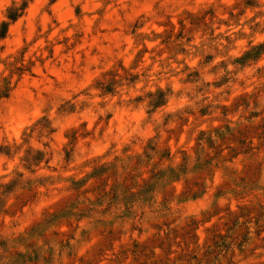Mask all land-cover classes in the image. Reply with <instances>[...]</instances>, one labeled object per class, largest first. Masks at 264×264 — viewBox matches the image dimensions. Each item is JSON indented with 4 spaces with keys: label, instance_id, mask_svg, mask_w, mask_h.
I'll return each instance as SVG.
<instances>
[{
    "label": "rangeland",
    "instance_id": "1",
    "mask_svg": "<svg viewBox=\"0 0 264 264\" xmlns=\"http://www.w3.org/2000/svg\"><path fill=\"white\" fill-rule=\"evenodd\" d=\"M127 2L0 0V33L8 24L0 62L15 64L0 75V106L13 96L64 101L42 117L51 123V139H33L22 150L12 140L19 143L31 125L18 123L15 131L0 122V235L17 244L13 264H70L73 242L80 245L76 264H260L261 0H219L221 8L212 6L218 0H190L198 15L168 21L185 45L177 56L181 75L171 86L161 80L144 92L136 62L150 64L172 35L160 39L165 25L142 19L150 0H135L138 14L127 17V26L119 23ZM201 3L208 6L201 9ZM200 22H211L224 54L182 58L200 39L193 33L185 40V29ZM153 33L156 38H149ZM137 34L145 37L143 47ZM128 68L132 72L119 81L120 70ZM201 82L196 91L204 103L188 111L178 137L143 123L184 102L173 90ZM117 92L133 103L117 104ZM85 101L117 107L93 119L91 109L82 107Z\"/></svg>",
    "mask_w": 264,
    "mask_h": 264
},
{
    "label": "clouds",
    "instance_id": "2",
    "mask_svg": "<svg viewBox=\"0 0 264 264\" xmlns=\"http://www.w3.org/2000/svg\"><path fill=\"white\" fill-rule=\"evenodd\" d=\"M236 2H239V0H236ZM209 3H211V0H209ZM207 6L208 4H199V8L201 9ZM212 6L221 8L223 7V4L218 0V2ZM117 7L119 8L121 5L118 4ZM146 7L147 10L142 19L149 24L163 23L165 25L164 32L160 34L159 38L164 39L165 34H171L172 39L165 41V46L154 53L152 62L147 66H144L142 60H137L136 63L141 65L138 72L144 85V87L140 89L141 92H144L150 83L154 87H159V82L161 80L165 81L167 85L171 86L172 78L179 77L181 75L180 65L182 61L181 59H177V56L180 54V50L184 48L185 45L183 42L177 41L175 39V29L171 23H168V21L172 20L174 17L177 19L184 18L187 21L191 20L193 15L199 14L197 12V5L195 3H191L190 0H150V3H148ZM136 8L137 4L135 3V0H128V2L123 5V11L121 12V20L119 23L127 26V17H135V15L138 14L136 11H134ZM236 10L238 11V9ZM259 19L261 21L262 27H264V0H261ZM248 23L251 25L253 21L248 20ZM213 27L214 26L211 24V22L207 24L200 22L194 23L186 28L184 37L185 40L187 39L188 35L193 33L198 34L200 39L198 44H190L187 46L188 51L183 52L182 58L191 56L202 57L208 51L223 55L224 53L220 52L219 38L213 33ZM241 31H243V29H241ZM157 32H160V29H157ZM144 38L145 37L143 34H137L136 36L137 44L140 47H143ZM149 38L155 39L156 34H151ZM226 50L227 49L225 48L224 51L226 52ZM161 52H167L168 56L166 58L162 57L160 54ZM10 59L15 60V57ZM172 61H175V67L171 63ZM156 64L159 65V68L154 70L153 65ZM14 67L15 64H10L8 60L0 62V75L6 74L9 68ZM116 70V68L113 69V71ZM131 72L132 68L120 70V75L117 77V79L123 82ZM261 74H264V68H261ZM181 84H183V81H181ZM121 86L124 88V94L127 95L126 84H122ZM201 86H203V82H201L200 85H194L192 88L179 87L173 90L171 95L175 96L177 100L186 98L184 99V102L176 103L173 108L162 113L159 118H149L143 123L145 125L151 124L152 128L158 133L164 132L169 136L178 137L186 120L188 111L195 110V108L199 107L200 104L204 103L201 94L196 91V87ZM83 94L90 96V91L85 90ZM116 95L118 97L117 104L119 105L128 106L133 103L131 98L128 100L119 99L121 96L120 92H117ZM63 102L64 101L62 98L54 97L53 95H49L43 100L37 96H25L19 100L14 96L10 97L8 103L0 106V122H2L6 127L14 129L15 131L20 130L18 127H16L18 123H26L31 125V127L26 126L24 128V134L20 137L19 143H17L15 139L12 140L13 146L22 150L24 147L28 146L27 142H31L33 139L41 143H43L45 139L50 140L51 137L49 128L51 127V123L48 122L46 124L42 117L47 116L49 111L59 107ZM216 102L218 103L219 101L217 100ZM110 103L111 102L109 101L108 104ZM141 103L147 105L149 101L142 99ZM151 103L154 105L157 103V101L152 99ZM108 104L101 106L100 104H91L85 101L83 102L82 107L91 109V111L94 113L92 118L96 119V117H103L106 112L115 110L117 107V105H111V108H109ZM166 120L168 122H165ZM97 123H99V121H97ZM172 124H175L176 127L173 128ZM195 127L196 125L194 124L193 129ZM189 136H191V131L189 132ZM3 142L7 143L8 141L4 140ZM15 231L16 230H13V233H15ZM5 239L7 238L4 235H0V240ZM79 246L80 245L78 243L73 242V256L71 257L70 264H76L77 256L75 252L78 250ZM15 247H17V244L12 239H7L6 244H0V264H13L11 254ZM257 259L259 260L260 264H264V251H261L258 254ZM58 264H63V261L59 260ZM85 264H87V260L85 261Z\"/></svg>",
    "mask_w": 264,
    "mask_h": 264
},
{
    "label": "trees",
    "instance_id": "3",
    "mask_svg": "<svg viewBox=\"0 0 264 264\" xmlns=\"http://www.w3.org/2000/svg\"><path fill=\"white\" fill-rule=\"evenodd\" d=\"M18 13L17 12H15L14 14H11L10 16H9V18L12 20V21H15L17 18H18ZM7 23H4L3 24V30L4 31H2L1 33H0V37L2 38V37H4V35H5V33H6V29H7Z\"/></svg>",
    "mask_w": 264,
    "mask_h": 264
}]
</instances>
